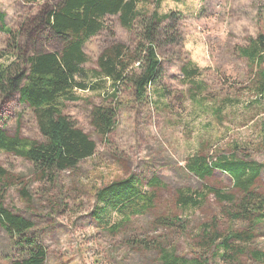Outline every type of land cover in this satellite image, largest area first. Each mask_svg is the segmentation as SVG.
I'll return each instance as SVG.
<instances>
[{"label": "rangeland", "instance_id": "rangeland-1", "mask_svg": "<svg viewBox=\"0 0 264 264\" xmlns=\"http://www.w3.org/2000/svg\"><path fill=\"white\" fill-rule=\"evenodd\" d=\"M58 1L0 0L5 30L0 31V66L13 60L14 42L25 57L35 49L60 48L39 24L41 11ZM153 3L144 0L137 8L150 11ZM171 11L180 15L181 42L163 47L159 75L142 100L126 86L117 92L120 109L109 135L97 136L89 124L91 106L110 101L109 80L98 82L95 90H75L76 100H59L63 114L95 142L93 156L37 180L41 173L29 161L0 151V166L8 174L0 184L3 205L34 224L31 234L44 246V264H161V247L188 259L207 258L208 264H264L247 253L264 251V221L244 246L247 251L236 256L223 257L222 249L205 242L206 226L225 235L246 224L232 220L229 206L211 192L235 193L228 174L214 171L200 179L186 168L196 155L245 157L263 165L254 188L264 196V94L250 85L256 68L241 54L264 27V0H163L158 6L160 16ZM104 26L110 31L102 30L82 46L86 70L107 44L129 42L117 16L105 17ZM8 31L15 41L8 42ZM182 66L198 74L185 77ZM0 129L45 141L18 95L0 98ZM129 175L137 179L144 202L119 207L97 198L110 182ZM181 195L194 197L198 206L179 203ZM17 251L0 227V264H11Z\"/></svg>", "mask_w": 264, "mask_h": 264}, {"label": "trees", "instance_id": "trees-1", "mask_svg": "<svg viewBox=\"0 0 264 264\" xmlns=\"http://www.w3.org/2000/svg\"><path fill=\"white\" fill-rule=\"evenodd\" d=\"M31 1V0H26ZM144 0H59L53 7L44 8L39 14L40 32L54 36L60 42L57 50L43 48L24 56L16 42L12 47L13 60L5 67L0 66V98L18 95L20 103L31 109L40 134L45 141H27L15 135L9 136L0 129V151L22 157L29 161L41 178L53 172L74 169L77 163L93 156L95 142L89 135L76 127L62 112L59 100L73 96L75 90H95L98 82L109 80L112 86L108 103L92 105L89 111V124L94 133L104 138L115 126L119 111L117 92L128 87L139 99L145 97L147 87L155 83L161 68V51L166 46H176L181 42L178 29L180 15L174 11L160 16L158 6L163 0H150L152 10L138 9ZM117 16L123 29L129 33V42L113 41L99 53L95 66L84 68L87 58L83 53L84 42L102 30L105 17ZM4 15L0 13V31L4 30ZM8 42L15 41V34L8 31ZM242 56L251 69L250 85L259 96L264 94V27L250 38L247 47L241 49ZM2 54L0 53V59ZM185 77H195L197 69L180 68ZM2 95V96H1ZM186 168L195 176L204 179L214 171L228 174L235 189L233 194H220L211 190L229 206L227 215L232 220L246 224L245 229L230 230L222 235L216 226L203 229L204 240L216 249H222V256L233 257L244 253L254 237L258 223L264 221V196L255 190L262 164L235 155H220L215 160L196 155L186 163ZM8 177L0 166V184ZM137 179L133 175L110 182L97 194L99 200L122 205L130 202H144L135 187ZM157 183L156 179H153ZM4 185V183H2ZM21 196L27 197L23 188ZM179 203L198 206L194 197L180 196ZM174 219L171 222H175ZM0 227L17 247V257L11 264H44L46 253L42 243L31 234L34 224L20 214L3 205L0 197ZM219 240V241H218ZM219 243H215V242ZM161 264H208L207 258L188 259L177 256L164 247ZM254 261H264V251H247Z\"/></svg>", "mask_w": 264, "mask_h": 264}]
</instances>
